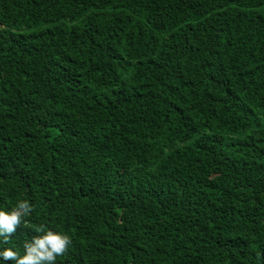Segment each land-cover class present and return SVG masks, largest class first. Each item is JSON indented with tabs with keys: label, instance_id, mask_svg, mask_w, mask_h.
Listing matches in <instances>:
<instances>
[{
	"label": "trees",
	"instance_id": "obj_1",
	"mask_svg": "<svg viewBox=\"0 0 264 264\" xmlns=\"http://www.w3.org/2000/svg\"><path fill=\"white\" fill-rule=\"evenodd\" d=\"M18 200L20 255L43 225L56 264H264V0H0Z\"/></svg>",
	"mask_w": 264,
	"mask_h": 264
},
{
	"label": "clouds",
	"instance_id": "obj_2",
	"mask_svg": "<svg viewBox=\"0 0 264 264\" xmlns=\"http://www.w3.org/2000/svg\"><path fill=\"white\" fill-rule=\"evenodd\" d=\"M33 205L28 200H18L10 211L0 207V243H7L12 233L32 211ZM37 233L29 241L23 243L24 254L11 247L0 248V264L14 261V264H56L57 257L62 256L67 246L71 244V238L67 234L46 229L43 225L35 227Z\"/></svg>",
	"mask_w": 264,
	"mask_h": 264
}]
</instances>
